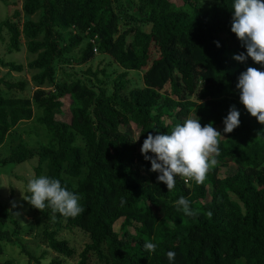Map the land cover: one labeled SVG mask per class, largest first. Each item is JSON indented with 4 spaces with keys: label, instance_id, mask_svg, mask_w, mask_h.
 Wrapping results in <instances>:
<instances>
[{
    "label": "trees",
    "instance_id": "trees-1",
    "mask_svg": "<svg viewBox=\"0 0 264 264\" xmlns=\"http://www.w3.org/2000/svg\"><path fill=\"white\" fill-rule=\"evenodd\" d=\"M233 2L10 3L11 13L0 20L2 50L19 51L23 43L34 56L24 66L0 57L6 72L31 71L27 81L0 76V145L9 135L8 153L1 162L34 158L32 177L60 179L80 195L85 208L70 218L51 208L41 212L26 201L32 217L26 224L33 226L26 233L35 228L44 247L55 254L47 264H62L63 259H74V264H264V124L246 110L236 88L247 67L264 68L251 58L245 63L233 59L246 54L231 31ZM75 49L76 63L88 61L96 52L120 67L110 92L96 77L97 72L106 76L103 69L82 70L89 75L85 78L67 72ZM130 70L139 73L140 84L133 77L126 88ZM27 82L35 86L29 94L24 88ZM65 100L67 120L57 118ZM233 105L241 123L233 132L223 133V119ZM34 111L44 141L27 144L13 136V127L30 119ZM190 117L200 118L202 125L213 122L225 136L219 143L218 165L203 184L177 176L174 189L168 191L140 149L149 132L170 134L174 124ZM130 125L133 129L128 132L125 127ZM220 167L231 171L219 175ZM8 195L18 197L11 186ZM21 195H31L27 186ZM181 196L190 200L196 216L177 210L175 202ZM8 204L0 199V252L1 243L17 241V235L14 239L2 229L5 222L14 223ZM119 218L115 231L113 223ZM69 229L85 235L78 249L61 235ZM146 240L157 244L155 252L145 250ZM19 246L25 264H41L45 251L34 256L25 244ZM169 251L176 253L172 262Z\"/></svg>",
    "mask_w": 264,
    "mask_h": 264
},
{
    "label": "clouds",
    "instance_id": "clouds-1",
    "mask_svg": "<svg viewBox=\"0 0 264 264\" xmlns=\"http://www.w3.org/2000/svg\"><path fill=\"white\" fill-rule=\"evenodd\" d=\"M231 31L246 49L233 59L245 63L248 58L264 68V0H234ZM219 47V42H216ZM236 88L239 89V100L246 110L257 121L264 124V70L247 67L238 77ZM240 112L233 105L223 119V133H231L239 127ZM225 139L213 122L202 125L200 118H187L182 124L177 123L169 134L149 132L140 149L146 161H150V171L156 172L157 181L172 191L176 177L192 178L197 184H203L207 174L218 165L220 156L219 143ZM151 153V155H149ZM27 191L23 199L41 212L51 208L54 213L64 217L75 218L85 212L80 204V195L68 190L60 179L41 174L34 176L27 183ZM177 210L186 216H196L188 198L181 196L176 202ZM208 217L212 216L209 211ZM145 250L155 252L157 244L146 240ZM176 253L169 251L167 258L174 261ZM42 264H47L42 261Z\"/></svg>",
    "mask_w": 264,
    "mask_h": 264
},
{
    "label": "rangeland",
    "instance_id": "rangeland-1",
    "mask_svg": "<svg viewBox=\"0 0 264 264\" xmlns=\"http://www.w3.org/2000/svg\"><path fill=\"white\" fill-rule=\"evenodd\" d=\"M12 1H19V0H0V20L4 19L7 15H9L13 9V6L10 4ZM143 29H147V26H143ZM94 55L86 62L79 63L75 62V59L77 57V50L75 49L71 53L72 61L70 64L66 65L67 72L73 71V74H77V77H89L87 74H82L81 71L89 68L91 71L103 69V73H105V77H103L102 74L99 72L96 73V77L99 79L104 80V85L106 87V91L110 92L113 88L111 81L116 78L118 73L121 71L120 67L115 63V61L109 57L106 54L102 53H96L93 52ZM34 54L28 52L23 43L20 44L19 51H5L3 52L2 47L0 45V57H2L3 60H12L17 63L24 64L31 58H33ZM31 74V71L24 68L20 72L16 71H8L6 72V68L0 67V76L4 79H9L11 81L16 80H24L27 81L29 76ZM61 74L59 71L57 72V77H60ZM128 76V77H127ZM127 84L125 83V87L129 88L130 80L135 77L136 79V85L140 84V78L139 73L135 70L128 71L127 75ZM80 77V78H81ZM92 79V77L90 76ZM105 78V79H104ZM88 80V79H87ZM95 85V84H94ZM41 87V86H40ZM49 87V86H47ZM25 92L30 93L32 89L35 88V86L31 85L29 82H27L26 85H24ZM42 88V87H41ZM32 108L34 106L32 105ZM37 112L34 111L32 117L28 120H20L18 121L15 126L13 127L14 134L13 136L16 137L19 135L23 141H26L27 144H39L44 141V133L42 131V127L40 124H38L35 120V115ZM57 118L67 120L68 119V101L65 100L63 103L62 111L59 115H57ZM167 121V119H165ZM175 125V124H174ZM133 129V127L130 125L128 127H125L126 131H130ZM218 129V127H216ZM34 131L39 132L38 135L33 134ZM221 132V131H220ZM222 133V132H221ZM223 135V134H222ZM8 134H6L3 142L0 145V199H3L7 201L11 207V217L14 221H8L5 222L2 226V229L7 231L11 237L16 236V239L19 243L25 244V248L28 249V252L31 253V255L37 256L41 253V251H45V254L40 259V263L42 264V261L48 262L50 259L55 256L54 252L51 250H48L44 247L43 243L41 242V236L37 233L36 229L33 228L30 234L26 233L29 229L28 227L32 225L26 224L27 221H31L32 217L30 216L28 209H27V202L26 200L21 197L23 187L27 186V182L30 178H32V168L31 166L34 165V158L24 160L22 162H1V159L7 155L8 148L7 145H9L8 141ZM231 171L230 168L226 167H220L218 168V174L223 175L225 173H229ZM25 185V186H24ZM14 187L15 192L17 193L18 197H7L8 195V188ZM2 195V196H1ZM230 197H233L232 195ZM121 221V218L116 220L113 223V229L116 231L118 228V225ZM35 224H37V221H35ZM39 224V223H38ZM38 225V230H39ZM79 229H69L67 232H61V235L66 236L69 239V243L71 245H75L76 249L79 248L80 243L85 240V235L81 234L79 232ZM16 233V234H15ZM34 233H37L34 236ZM13 235V236H12ZM5 242V240H2ZM14 243H6L2 244L1 247L2 250L0 252V262L3 260H9V264H25V254L21 251V247L19 246L18 242ZM7 242V241H6ZM4 247L5 250H4ZM62 264H74V259H63Z\"/></svg>",
    "mask_w": 264,
    "mask_h": 264
}]
</instances>
